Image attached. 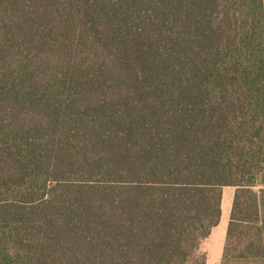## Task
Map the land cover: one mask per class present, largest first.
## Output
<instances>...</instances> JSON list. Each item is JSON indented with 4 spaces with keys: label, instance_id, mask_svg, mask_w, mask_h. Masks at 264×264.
I'll use <instances>...</instances> for the list:
<instances>
[{
    "label": "trees",
    "instance_id": "16d2710c",
    "mask_svg": "<svg viewBox=\"0 0 264 264\" xmlns=\"http://www.w3.org/2000/svg\"><path fill=\"white\" fill-rule=\"evenodd\" d=\"M264 264V0H0V264Z\"/></svg>",
    "mask_w": 264,
    "mask_h": 264
},
{
    "label": "rangeland",
    "instance_id": "374dc122",
    "mask_svg": "<svg viewBox=\"0 0 264 264\" xmlns=\"http://www.w3.org/2000/svg\"><path fill=\"white\" fill-rule=\"evenodd\" d=\"M235 188H223L222 217L219 225L212 229L210 235L201 242L197 252L199 260L205 256L206 264H221L226 244L227 227L230 219Z\"/></svg>",
    "mask_w": 264,
    "mask_h": 264
},
{
    "label": "crops",
    "instance_id": "0c3cea01",
    "mask_svg": "<svg viewBox=\"0 0 264 264\" xmlns=\"http://www.w3.org/2000/svg\"><path fill=\"white\" fill-rule=\"evenodd\" d=\"M222 222V221H221Z\"/></svg>",
    "mask_w": 264,
    "mask_h": 264
}]
</instances>
